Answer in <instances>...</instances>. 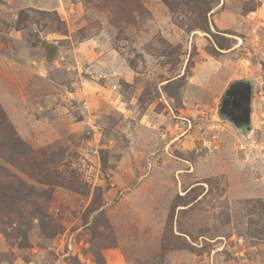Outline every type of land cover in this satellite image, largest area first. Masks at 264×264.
Here are the masks:
<instances>
[{
  "label": "rangeland",
  "instance_id": "1",
  "mask_svg": "<svg viewBox=\"0 0 264 264\" xmlns=\"http://www.w3.org/2000/svg\"><path fill=\"white\" fill-rule=\"evenodd\" d=\"M0 264H264V0H0Z\"/></svg>",
  "mask_w": 264,
  "mask_h": 264
},
{
  "label": "flooded vegetation",
  "instance_id": "2",
  "mask_svg": "<svg viewBox=\"0 0 264 264\" xmlns=\"http://www.w3.org/2000/svg\"><path fill=\"white\" fill-rule=\"evenodd\" d=\"M229 95L228 100H224ZM251 103V88L248 84L235 83L231 84L225 93L221 109L223 112L231 116L236 122L241 123Z\"/></svg>",
  "mask_w": 264,
  "mask_h": 264
},
{
  "label": "water",
  "instance_id": "3",
  "mask_svg": "<svg viewBox=\"0 0 264 264\" xmlns=\"http://www.w3.org/2000/svg\"><path fill=\"white\" fill-rule=\"evenodd\" d=\"M248 85L251 88V85L249 83H248ZM229 98H230V96L226 95L224 100L226 101ZM220 115L223 116L225 118V120L231 122L233 125H235L238 128H245V127L249 128V126L251 125V109H250V106H249L245 116L241 120V123L236 122L231 116L224 113L223 108L220 110Z\"/></svg>",
  "mask_w": 264,
  "mask_h": 264
},
{
  "label": "trees",
  "instance_id": "4",
  "mask_svg": "<svg viewBox=\"0 0 264 264\" xmlns=\"http://www.w3.org/2000/svg\"><path fill=\"white\" fill-rule=\"evenodd\" d=\"M17 140H20V138H18L17 136L11 138V140H10L11 142L14 141V142H13V145H14L15 147H16V144L18 143ZM18 144H19V143H18Z\"/></svg>",
  "mask_w": 264,
  "mask_h": 264
}]
</instances>
